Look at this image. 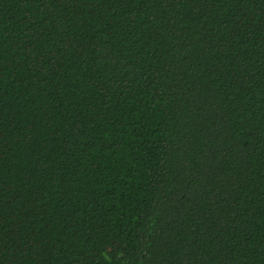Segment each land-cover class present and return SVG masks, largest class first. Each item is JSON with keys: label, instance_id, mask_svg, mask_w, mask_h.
<instances>
[{"label": "trees", "instance_id": "16d2710c", "mask_svg": "<svg viewBox=\"0 0 264 264\" xmlns=\"http://www.w3.org/2000/svg\"><path fill=\"white\" fill-rule=\"evenodd\" d=\"M0 264H264V0H0Z\"/></svg>", "mask_w": 264, "mask_h": 264}]
</instances>
